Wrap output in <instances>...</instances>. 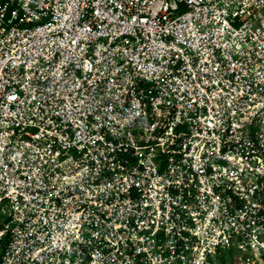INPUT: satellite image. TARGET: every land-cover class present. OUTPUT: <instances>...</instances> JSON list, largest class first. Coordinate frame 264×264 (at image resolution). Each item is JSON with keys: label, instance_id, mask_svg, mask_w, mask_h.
Instances as JSON below:
<instances>
[{"label": "built area", "instance_id": "2783aa9c", "mask_svg": "<svg viewBox=\"0 0 264 264\" xmlns=\"http://www.w3.org/2000/svg\"><path fill=\"white\" fill-rule=\"evenodd\" d=\"M0 264H264V0H0Z\"/></svg>", "mask_w": 264, "mask_h": 264}]
</instances>
